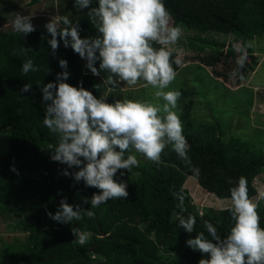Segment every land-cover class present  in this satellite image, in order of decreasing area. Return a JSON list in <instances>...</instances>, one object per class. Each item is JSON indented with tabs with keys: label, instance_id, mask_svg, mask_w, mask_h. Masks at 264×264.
<instances>
[{
	"label": "trees",
	"instance_id": "trees-1",
	"mask_svg": "<svg viewBox=\"0 0 264 264\" xmlns=\"http://www.w3.org/2000/svg\"><path fill=\"white\" fill-rule=\"evenodd\" d=\"M40 1L29 0L28 4ZM67 1L73 6V0ZM164 3L173 22L184 30L229 35L228 43L212 40L208 35L205 38L195 35L188 44L195 52L194 59L216 73L219 66L235 58V44L239 43L240 56H247L241 70L243 79L254 70L257 57L247 41L254 36L264 37V0H164ZM70 18L73 23L78 21L81 37L97 34L86 15ZM48 39L45 28L36 29L27 37L14 30L0 31V130L8 134L4 147L0 148V213L18 216L14 226L28 231L21 245L6 243L0 250V264H198L201 254L186 245L189 234L178 226V217L189 214L196 217L191 236L201 231L207 235L203 228L205 220L217 226L221 235H226L234 222L228 211L230 206L219 210L206 207L199 213L184 186L186 177L194 175L203 189L227 199L234 182L243 176L252 199L257 194L253 180L264 170V153L239 137L224 138L217 123L184 128L183 134L190 145L189 156L193 166L199 169L198 174L185 166L170 145L162 153L159 166L135 153L140 166L129 173L121 170L126 174L121 177L118 173L114 177L128 183L126 200H110L91 209L95 219L85 215L82 221H74L72 225L50 219L47 213L54 214L63 197L70 204L89 209L90 203L82 201L90 200L99 190L63 176L61 171L67 166L50 159L48 145H55L58 134L43 125L45 105L41 87L55 81L56 74L63 71L58 59H66L70 73L67 83L78 86L83 81V87L97 98L101 90L100 86L99 90L95 87L100 84L99 78L83 70L79 55L71 47L65 48L61 41L53 57ZM21 46L32 51L27 56L21 55ZM172 52L173 59L179 57L174 49ZM28 58L40 70L24 75L21 67ZM179 58L182 63L173 65L176 71L183 64L182 57ZM236 77L237 81L243 80ZM26 83L31 84V90L21 92ZM11 165L18 175L10 170ZM180 192L185 197L184 212L176 207L179 201L173 196ZM257 205L260 225L264 228V195ZM72 227L90 233L85 245L74 242ZM176 249L186 261L178 256H171L168 261L166 253Z\"/></svg>",
	"mask_w": 264,
	"mask_h": 264
},
{
	"label": "clouds",
	"instance_id": "clouds-1",
	"mask_svg": "<svg viewBox=\"0 0 264 264\" xmlns=\"http://www.w3.org/2000/svg\"><path fill=\"white\" fill-rule=\"evenodd\" d=\"M73 7L77 12L87 9L86 15L97 34L81 37L78 21L73 23L68 15L51 16L44 28L50 36L47 43L53 57L62 41L65 48L71 47L86 61L85 68L93 76L105 73L102 85L117 89L122 84L134 86L143 81L145 88L155 89V98L162 102L114 99L109 103L106 96L97 98L84 88L83 81L78 86L67 83L70 78L68 61L58 59L63 71L56 74L55 81L41 87L45 105L43 125L51 133L58 134L55 145H48L50 159L67 166L61 171L63 176L99 190L90 200L84 198L82 201L90 203L89 209L81 204H70L63 197L57 211L47 213L50 219L69 225L82 221L85 215L95 219L91 209L110 200L128 198V183L114 177L118 173L121 177L126 174L121 170L129 173L140 166L137 155L130 153L141 154L159 166L162 153L170 145L186 167L194 174L199 173L189 156L190 145L177 112L183 93L168 90L177 77L173 65L182 63L179 57L173 59L171 46L179 42L183 30L173 22L164 0H73ZM32 19L31 15L15 12L11 27L27 37L36 31ZM31 51L28 47L20 48L24 56ZM246 61V54L238 57L233 77L243 79L241 70ZM39 70L31 58L22 63L24 75ZM99 86L95 85L98 90ZM30 90V83L20 89L21 92ZM69 169L78 170L70 172ZM10 170L19 174L14 165ZM234 183L228 209L234 223L226 235H221L217 226L205 220L203 228L207 235L201 231L191 236L196 228V217L191 214L178 217V226L189 234L186 245L201 254L198 264H264V228L260 225L258 205L249 197L245 177L241 176ZM173 196L179 201L176 207L181 212L186 211L183 193H173ZM72 233L76 237L74 242L81 246L87 243L90 235L74 227Z\"/></svg>",
	"mask_w": 264,
	"mask_h": 264
},
{
	"label": "rangeland",
	"instance_id": "rangeland-1",
	"mask_svg": "<svg viewBox=\"0 0 264 264\" xmlns=\"http://www.w3.org/2000/svg\"><path fill=\"white\" fill-rule=\"evenodd\" d=\"M28 1L0 0V31L13 30L10 21L15 12L33 16L32 23L36 29L44 28V24L55 14L73 17L81 14L86 15L87 12V9L77 12L67 0H41L34 5H29ZM180 27L183 30V36L171 48L177 52L179 57H182L183 64L177 70V77L168 90H179L183 93L178 100L177 108L178 115L183 122V129L201 128V124L217 123L223 131L224 138L239 137L251 148L264 153V37L254 36L247 41V45L256 54L257 64L246 78L237 81V77H233L231 74L236 69L237 59L241 54L238 49L241 47L239 43L235 44V58L226 61L224 65L219 66L218 72L214 73L209 66L201 64L200 61L193 58L195 52L190 50L188 44L195 35L203 38L208 35L207 37L212 40L228 43L229 35L184 30V27ZM192 43L195 44L196 41ZM80 60L83 70L90 72L85 68L86 61L81 58ZM96 66L98 67L99 64L97 63ZM104 75L105 73L102 72L98 80H100L101 96H106L109 103L114 102V99L162 102L155 98V89L151 86L145 88L143 81L134 86L122 84L120 88L112 89L102 85ZM7 135V132L0 130V148L4 147ZM139 156L144 158L141 154ZM253 182L257 194L252 200L257 203L264 195V170L254 178ZM184 186L190 191L199 213L206 207L219 210L231 206L230 198H218L213 193L206 191L199 185L194 175L186 177ZM18 220L19 217L16 215L8 217L0 213V250L6 246V243H20L21 245L27 239L28 231L20 230L19 227L14 226ZM166 255L168 261L171 256H178L186 261L177 249L166 253Z\"/></svg>",
	"mask_w": 264,
	"mask_h": 264
}]
</instances>
